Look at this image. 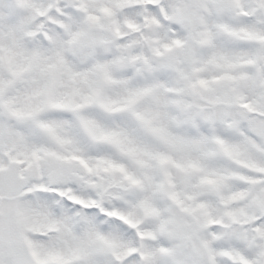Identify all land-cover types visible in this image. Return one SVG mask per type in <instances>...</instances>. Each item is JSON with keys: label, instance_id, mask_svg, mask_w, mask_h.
Here are the masks:
<instances>
[{"label": "snow or ice", "instance_id": "obj_1", "mask_svg": "<svg viewBox=\"0 0 264 264\" xmlns=\"http://www.w3.org/2000/svg\"><path fill=\"white\" fill-rule=\"evenodd\" d=\"M0 264H264V0H0Z\"/></svg>", "mask_w": 264, "mask_h": 264}]
</instances>
